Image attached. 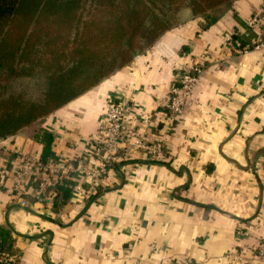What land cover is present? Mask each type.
<instances>
[{
  "label": "crops",
  "instance_id": "crops-1",
  "mask_svg": "<svg viewBox=\"0 0 264 264\" xmlns=\"http://www.w3.org/2000/svg\"><path fill=\"white\" fill-rule=\"evenodd\" d=\"M183 13L130 64L46 120L55 136L48 161L72 167L62 208L54 210L51 192L19 185L16 154L42 159L44 146L25 131L0 140V227L13 235L17 264H264V48L252 45L264 31V0H237L207 28ZM229 38L249 52L232 50ZM195 64L204 72L173 122L171 90ZM115 99L132 107L141 133L150 117L149 136L165 148L112 164L94 188L81 171L103 164L93 137Z\"/></svg>",
  "mask_w": 264,
  "mask_h": 264
},
{
  "label": "trees",
  "instance_id": "trees-1",
  "mask_svg": "<svg viewBox=\"0 0 264 264\" xmlns=\"http://www.w3.org/2000/svg\"><path fill=\"white\" fill-rule=\"evenodd\" d=\"M236 1L0 0V140L32 133L48 162L50 116L130 64L177 27L184 11L207 28ZM55 192L57 211L72 197L69 178ZM14 246L0 227V260Z\"/></svg>",
  "mask_w": 264,
  "mask_h": 264
},
{
  "label": "built area",
  "instance_id": "built-area-1",
  "mask_svg": "<svg viewBox=\"0 0 264 264\" xmlns=\"http://www.w3.org/2000/svg\"><path fill=\"white\" fill-rule=\"evenodd\" d=\"M260 17L255 15L248 22L249 29H255L260 25ZM227 44L232 50L239 53H247L250 48L232 38L227 40ZM252 45L255 49L264 48V31L259 32L257 37L253 38ZM204 72L202 64H195L192 68L182 70L177 85L171 90L170 100L167 104V110L170 113L173 122L182 114L185 107L192 98L199 80ZM132 107L120 100H110L107 111L101 117L98 130L93 137L94 151L103 157V164L100 168L89 170L84 166L81 174L92 180V187L97 188L102 185V179L107 174L108 169L114 163H120L122 160L129 159L133 153L142 152L149 155L150 158L161 157L164 152L165 144L163 140H152L149 136V128L152 120L150 117L141 119L144 132H140L133 126L130 119ZM18 163L17 175L19 185L29 183L35 191L36 196H46L50 192L55 197L56 186L63 177L68 175L72 167L64 166L56 159L43 163L40 158L34 155L16 154ZM264 170V160L261 164ZM59 177H62L61 179ZM31 183V184H30ZM50 195V194H49ZM257 258L264 261V240L261 242ZM16 256L3 257L1 264H17Z\"/></svg>",
  "mask_w": 264,
  "mask_h": 264
},
{
  "label": "rangeland",
  "instance_id": "rangeland-1",
  "mask_svg": "<svg viewBox=\"0 0 264 264\" xmlns=\"http://www.w3.org/2000/svg\"><path fill=\"white\" fill-rule=\"evenodd\" d=\"M183 14H184V13H183ZM183 14L181 15V17H182V20H183V19H184V17H185ZM180 23H181V21L179 22V24H180Z\"/></svg>",
  "mask_w": 264,
  "mask_h": 264
}]
</instances>
